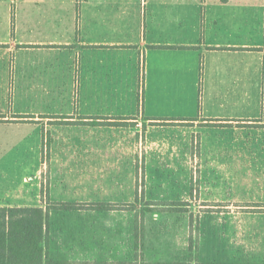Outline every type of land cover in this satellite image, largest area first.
Wrapping results in <instances>:
<instances>
[{
	"label": "crops",
	"instance_id": "1",
	"mask_svg": "<svg viewBox=\"0 0 264 264\" xmlns=\"http://www.w3.org/2000/svg\"><path fill=\"white\" fill-rule=\"evenodd\" d=\"M13 4V13L0 15L1 130L16 133L39 123L45 129L39 118L77 116L85 125H106L87 118L137 114L240 124L235 130L254 134L256 125L264 129V0ZM0 207L45 210L47 203ZM106 211L88 204L50 209L49 236L53 212Z\"/></svg>",
	"mask_w": 264,
	"mask_h": 264
},
{
	"label": "rangeland",
	"instance_id": "2",
	"mask_svg": "<svg viewBox=\"0 0 264 264\" xmlns=\"http://www.w3.org/2000/svg\"><path fill=\"white\" fill-rule=\"evenodd\" d=\"M13 3L0 0V15L13 13ZM40 119L45 129H0V202L110 205L105 213L53 212L52 254L264 258L262 125L254 134L199 118ZM136 230L144 241L135 251Z\"/></svg>",
	"mask_w": 264,
	"mask_h": 264
},
{
	"label": "trees",
	"instance_id": "3",
	"mask_svg": "<svg viewBox=\"0 0 264 264\" xmlns=\"http://www.w3.org/2000/svg\"><path fill=\"white\" fill-rule=\"evenodd\" d=\"M90 123L100 124L99 121ZM78 205L76 202L48 201L45 210L40 207H0V264H264V261L208 258L200 254L165 260H147L137 255L128 259L118 257L109 260L100 256L94 260H74L61 254H52L49 210H74ZM89 205L95 209H110V205L105 202ZM150 208L146 209L150 211ZM143 241L142 233L139 237L136 230L133 250L136 251L139 245L142 247Z\"/></svg>",
	"mask_w": 264,
	"mask_h": 264
}]
</instances>
